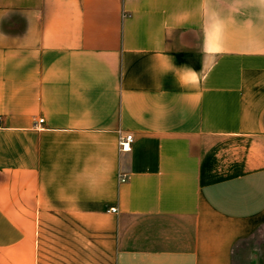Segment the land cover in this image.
I'll return each mask as SVG.
<instances>
[{
  "label": "crops",
  "instance_id": "0c3cea01",
  "mask_svg": "<svg viewBox=\"0 0 264 264\" xmlns=\"http://www.w3.org/2000/svg\"><path fill=\"white\" fill-rule=\"evenodd\" d=\"M0 264H264V0H0Z\"/></svg>",
  "mask_w": 264,
  "mask_h": 264
},
{
  "label": "built area",
  "instance_id": "2783aa9c",
  "mask_svg": "<svg viewBox=\"0 0 264 264\" xmlns=\"http://www.w3.org/2000/svg\"><path fill=\"white\" fill-rule=\"evenodd\" d=\"M44 119H40L39 123H43ZM134 142V136L133 134H127L120 138L119 146L121 152H129L132 148V144ZM125 180V177H123L122 181ZM113 211H116L115 208H113Z\"/></svg>",
  "mask_w": 264,
  "mask_h": 264
}]
</instances>
